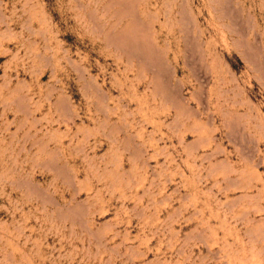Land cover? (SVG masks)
I'll use <instances>...</instances> for the list:
<instances>
[{"label": "rangeland", "instance_id": "obj_1", "mask_svg": "<svg viewBox=\"0 0 264 264\" xmlns=\"http://www.w3.org/2000/svg\"><path fill=\"white\" fill-rule=\"evenodd\" d=\"M0 264H264V0H0Z\"/></svg>", "mask_w": 264, "mask_h": 264}]
</instances>
